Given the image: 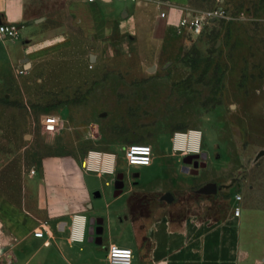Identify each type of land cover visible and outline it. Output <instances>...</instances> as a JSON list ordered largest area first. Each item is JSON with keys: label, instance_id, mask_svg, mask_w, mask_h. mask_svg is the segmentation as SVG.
<instances>
[{"label": "rangeland", "instance_id": "rangeland-1", "mask_svg": "<svg viewBox=\"0 0 264 264\" xmlns=\"http://www.w3.org/2000/svg\"><path fill=\"white\" fill-rule=\"evenodd\" d=\"M173 6L176 18L169 7L161 8L167 19L153 16L151 30L165 28L155 51L142 46L139 53L116 31L89 43L83 31H68L52 46L65 59L53 62L45 79L21 65L0 77V193L19 191L43 160L79 162L107 146L121 152L119 166L134 183L133 174L142 180L152 169L128 165L124 148H155L162 136L177 160L129 202V217L140 229L150 220L159 236L145 242L139 264H264V233L245 229L250 214L264 220V0ZM195 17L202 18L199 33L191 30ZM145 32L137 35L141 44L152 39ZM47 115L58 119L53 130L43 125ZM198 132L200 145L189 140ZM176 134H187L185 143L173 144ZM203 152L197 176L182 170L192 167L184 156ZM207 182L217 184L216 193L197 191ZM167 192L172 201L163 199Z\"/></svg>", "mask_w": 264, "mask_h": 264}, {"label": "crops", "instance_id": "crops-1", "mask_svg": "<svg viewBox=\"0 0 264 264\" xmlns=\"http://www.w3.org/2000/svg\"><path fill=\"white\" fill-rule=\"evenodd\" d=\"M166 1L168 5L156 0H0L2 23L15 30L14 34L0 37V70L6 71H0V77L21 65L38 70L45 79L51 64L63 61L64 57L52 46L68 31H83L84 36H89L85 38L88 43L92 36L96 40L116 31L128 35V46L134 44L139 53L143 54V47L155 51L156 45L161 47L159 40L165 28L151 30L153 16L167 19L159 14L162 7H169L170 18H176L178 10L173 4L185 0ZM142 30L152 38L144 44L137 36ZM84 47L76 60L83 58L87 46ZM183 136L178 145L185 143ZM190 139L193 141L192 136ZM171 141L174 144V137ZM167 144L169 139L165 137L155 139V148L151 147L155 153L150 164L145 165L151 167L152 173L142 180L136 173V182L130 184L126 178L130 173L119 166L121 152L112 146L89 151L79 162L60 155L43 160L28 173L19 191L0 193V264H109L106 254L111 244L131 248V264H139L147 251L145 242L159 236L150 220L144 221L140 229L129 217V202L134 195L145 193L143 189L155 180L162 179L164 164L176 162L175 153ZM251 215L245 229L264 233V220L254 221ZM91 218L101 220V224L93 226L94 230L101 228V232H93L92 236ZM43 223V235L35 236V230ZM164 245L159 243V248L167 249Z\"/></svg>", "mask_w": 264, "mask_h": 264}, {"label": "built area", "instance_id": "built-area-1", "mask_svg": "<svg viewBox=\"0 0 264 264\" xmlns=\"http://www.w3.org/2000/svg\"><path fill=\"white\" fill-rule=\"evenodd\" d=\"M93 1V0H88ZM216 2H219L220 0H215ZM221 11H219V8L217 10H214L213 12H208V14H219ZM204 14V15H208ZM161 18L165 17V13L161 12L159 14ZM182 23H186V19L182 21ZM191 30L195 33H199L202 29V18L201 17H195L194 20L191 22ZM15 30L13 26L1 23L0 24V37H2L5 34H14ZM58 123V119L54 115H47L43 119V125L46 128V130H53ZM187 136V134H186ZM181 137V134H176L174 137V144L177 145L178 143L176 140ZM189 140L192 141L190 138ZM152 157V148L148 144L134 142L128 144L124 148V158L128 165H139V166H145L150 164ZM33 172V170L31 171ZM240 200V197L237 198V201ZM241 211V208L237 206L234 210L235 215H239ZM45 223L41 224V226L35 230L34 234L35 236H42L43 230L45 228ZM107 260L109 264H131L133 259V252L132 249L129 247L124 246H118L116 244H111L107 249Z\"/></svg>", "mask_w": 264, "mask_h": 264}, {"label": "flooded vegetation", "instance_id": "flooded-vegetation-1", "mask_svg": "<svg viewBox=\"0 0 264 264\" xmlns=\"http://www.w3.org/2000/svg\"><path fill=\"white\" fill-rule=\"evenodd\" d=\"M188 155H194L190 158V162L189 163H186L187 165H191L192 167L191 168H188L187 166H183L182 167V170L184 172H192V176H197V174H199V169L201 168H204L205 165H206V154L203 152L201 154H198V153H189ZM132 173H130L128 176H130ZM133 177H134V182H136V174H133ZM209 183H215V182H207V183H204L202 185L199 186V189H201L204 185L206 184H209ZM121 184V183H120ZM216 185V189H217V184L215 183ZM217 192V190H216ZM215 192V193H216ZM163 199L167 200V201H172L173 200V196L167 192L163 195Z\"/></svg>", "mask_w": 264, "mask_h": 264}, {"label": "water", "instance_id": "water-1", "mask_svg": "<svg viewBox=\"0 0 264 264\" xmlns=\"http://www.w3.org/2000/svg\"><path fill=\"white\" fill-rule=\"evenodd\" d=\"M162 1H165V0H162ZM2 23V20H1V15H0V24ZM263 153L260 152L259 155H261ZM194 156V155H186L183 157V162L185 163H189L190 162V158ZM120 186H122V184H120ZM216 185L215 183H209V184H206L204 185L201 189L197 190L199 193H205V194H210V193H215L216 192ZM97 223V224H101V220L99 219H94V218H91L89 220V234L92 236L93 232H96V233H99L101 232V228H95V230L93 229V226L94 224Z\"/></svg>", "mask_w": 264, "mask_h": 264}, {"label": "bare ground", "instance_id": "bare-ground-1", "mask_svg": "<svg viewBox=\"0 0 264 264\" xmlns=\"http://www.w3.org/2000/svg\"><path fill=\"white\" fill-rule=\"evenodd\" d=\"M184 136H186L185 134H183ZM182 135V136H183ZM181 136V137H182ZM183 136V137H184ZM181 137H179L177 140H176V142L178 143L179 142V139L181 138ZM192 139H193V141H196L197 143V145H200V142H201V137H200V133L198 132V133H195V134H193L192 135ZM181 142H183V140L181 141ZM199 143V144H198ZM178 145V144H177Z\"/></svg>", "mask_w": 264, "mask_h": 264}]
</instances>
